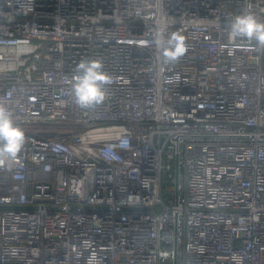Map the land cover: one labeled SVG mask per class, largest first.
<instances>
[{
	"label": "built area",
	"instance_id": "built-area-1",
	"mask_svg": "<svg viewBox=\"0 0 264 264\" xmlns=\"http://www.w3.org/2000/svg\"><path fill=\"white\" fill-rule=\"evenodd\" d=\"M249 12L264 0H0V106L25 133L0 264H264V48L226 31ZM177 31L165 64L150 42ZM91 59L112 82L81 109Z\"/></svg>",
	"mask_w": 264,
	"mask_h": 264
},
{
	"label": "clouds",
	"instance_id": "clouds-1",
	"mask_svg": "<svg viewBox=\"0 0 264 264\" xmlns=\"http://www.w3.org/2000/svg\"><path fill=\"white\" fill-rule=\"evenodd\" d=\"M226 31L230 43L242 39L264 48V21L257 19L252 12L240 14L229 21ZM150 43L161 49L165 64L178 61L188 50L184 36L178 31L171 33L167 40L154 35ZM75 73L71 87L76 105L81 109L102 105L107 96L105 86L112 82L104 71L102 61L82 60L77 64ZM24 140L23 129L15 124L10 112L0 106V167L11 169L23 148Z\"/></svg>",
	"mask_w": 264,
	"mask_h": 264
},
{
	"label": "rangeland",
	"instance_id": "rangeland-1",
	"mask_svg": "<svg viewBox=\"0 0 264 264\" xmlns=\"http://www.w3.org/2000/svg\"><path fill=\"white\" fill-rule=\"evenodd\" d=\"M37 130H39V129H37Z\"/></svg>",
	"mask_w": 264,
	"mask_h": 264
}]
</instances>
